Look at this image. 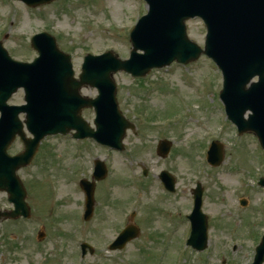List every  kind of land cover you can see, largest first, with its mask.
<instances>
[{"label": "rangeland", "instance_id": "1", "mask_svg": "<svg viewBox=\"0 0 264 264\" xmlns=\"http://www.w3.org/2000/svg\"><path fill=\"white\" fill-rule=\"evenodd\" d=\"M147 10L143 0H60L34 8L19 0H0V41L14 60L32 62L38 54L31 37L47 32L72 56L79 76L86 54L111 50L128 59L130 30ZM187 32L204 46L206 28L200 20L187 22ZM168 69L153 70L146 81L123 72L114 76L120 110L135 125L124 139L123 153L63 136L41 142L32 165L17 173L27 188L32 219L0 221V264H222L224 258V264L253 262L264 232V190L258 187L264 176V151L254 134L235 137L236 129H230L220 100L222 75L211 60L203 56L188 70L176 63ZM82 94L96 97L97 91L85 87ZM9 103L24 104V91ZM83 116L93 126V110H84ZM217 135L224 161L213 168L205 160L202 164L201 157L203 147ZM164 139L173 142L166 159L156 150ZM22 150L17 139L9 153ZM91 156L104 162L108 177L96 183L94 216L80 223V181L92 180ZM162 171L176 176L175 195H165L158 187ZM197 183L204 189L203 212L209 222V244L202 254L187 247L188 214ZM241 201L246 202L244 208ZM12 209L7 193L0 191V211ZM132 211L136 215L131 224L140 228L139 238L124 250L109 251L124 228L122 219ZM40 232L46 234L42 240ZM84 241L96 249L82 260L79 244Z\"/></svg>", "mask_w": 264, "mask_h": 264}, {"label": "water", "instance_id": "2", "mask_svg": "<svg viewBox=\"0 0 264 264\" xmlns=\"http://www.w3.org/2000/svg\"><path fill=\"white\" fill-rule=\"evenodd\" d=\"M31 7L49 4L55 0H21ZM149 13L140 19L131 33L133 51L129 60L122 61L112 52L101 56L87 55L82 74L77 80L71 56L61 52L56 39L41 33L33 37L32 45L39 53L33 63L14 61L0 43V189L10 194L15 211L6 213L9 218L29 216L25 203L26 192L16 171L31 163L40 142L48 135L75 130L78 138H94L98 142L122 149L127 129H134L120 113L116 101V84L113 76L118 71L135 77L146 76L153 68L170 65L174 60L189 63L202 53L214 59L224 75L221 99L229 118L239 132L253 131L264 147V0H146ZM200 17L208 34L203 51L187 35L186 21ZM141 50L144 54H139ZM259 76V82L246 85ZM83 86L99 91L96 99L80 95ZM20 88L25 92V105L10 106L8 101ZM94 108L96 130L82 117L85 108ZM252 110L249 120L246 111ZM25 120H20V115ZM24 125L33 135L26 139ZM20 135L25 152L9 157L7 149ZM171 149L169 141L158 146L160 156L166 157ZM210 163L219 166L224 160L223 148L215 144L210 150ZM107 170L98 162L97 180L104 179ZM162 179L173 189L174 182L166 172ZM264 186V178L261 180ZM88 195L87 217L94 206V183L82 181ZM202 188L195 190L196 208L191 217L193 235L190 245L198 250L207 247V218L202 215ZM2 214H0V217ZM139 230L130 226L111 249H122L138 237ZM264 262V238L257 248L253 264Z\"/></svg>", "mask_w": 264, "mask_h": 264}]
</instances>
